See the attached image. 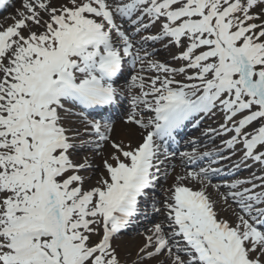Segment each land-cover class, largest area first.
<instances>
[{"label": "snow or ice", "instance_id": "obj_1", "mask_svg": "<svg viewBox=\"0 0 264 264\" xmlns=\"http://www.w3.org/2000/svg\"><path fill=\"white\" fill-rule=\"evenodd\" d=\"M12 19L0 264H264V0H20ZM205 120L210 150L185 131Z\"/></svg>", "mask_w": 264, "mask_h": 264}, {"label": "rangeland", "instance_id": "obj_2", "mask_svg": "<svg viewBox=\"0 0 264 264\" xmlns=\"http://www.w3.org/2000/svg\"><path fill=\"white\" fill-rule=\"evenodd\" d=\"M18 9V8H17ZM11 16L10 17H8V18H6V20H5V24H2V23H0V28H6V27H8V26H10V25H12L13 23H14V20L12 19V17H15L16 16V10L14 11V12H12L11 14H10ZM18 18V17H17ZM8 19V20H7ZM4 25V26H3ZM164 55H166V54H164ZM208 122H210L209 124H211L212 122L211 121H209L208 120ZM216 143H219V141H216ZM98 160V159H97ZM95 161V163L96 164H99V162L98 161ZM242 175H247V172H244V173H242ZM128 238L126 237L125 238V240H127Z\"/></svg>", "mask_w": 264, "mask_h": 264}, {"label": "bare ground", "instance_id": "obj_3", "mask_svg": "<svg viewBox=\"0 0 264 264\" xmlns=\"http://www.w3.org/2000/svg\"><path fill=\"white\" fill-rule=\"evenodd\" d=\"M118 131H119V134H117V135H120L121 134V126L118 127Z\"/></svg>", "mask_w": 264, "mask_h": 264}]
</instances>
